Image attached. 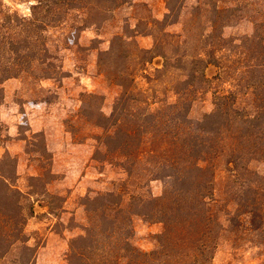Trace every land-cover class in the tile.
<instances>
[{"label": "trees", "instance_id": "trees-1", "mask_svg": "<svg viewBox=\"0 0 264 264\" xmlns=\"http://www.w3.org/2000/svg\"><path fill=\"white\" fill-rule=\"evenodd\" d=\"M18 1L29 3V14L0 0V106L1 86L8 79L62 78L59 49L49 43L54 31L63 34L64 43L75 37L77 43L87 27L101 25L132 0ZM187 1L166 0L164 20L146 23L152 48L140 47L138 34L117 33L100 53L116 55L123 65L113 79L119 88L113 111L94 123L101 129L94 138L99 158L115 159L126 177L117 191L84 199L86 224L69 242L70 264H214L224 241L235 251L255 248L258 264H264V175L251 168L264 161V0H194L183 32H168V25L180 22ZM241 21L250 22L253 31L224 35ZM194 22L204 23V31L195 32ZM155 58L162 66L153 77L147 66ZM209 65L218 68L215 108L194 119L193 107L211 83ZM139 72L161 87V95L151 98L148 89L138 87ZM4 159L0 264L18 244L31 251L25 227L33 214L27 196L2 166L9 165ZM221 161L228 180L224 195L216 187ZM156 179L168 180L160 196L149 188ZM135 216L163 225L154 250L133 244Z\"/></svg>", "mask_w": 264, "mask_h": 264}, {"label": "rangeland", "instance_id": "rangeland-1", "mask_svg": "<svg viewBox=\"0 0 264 264\" xmlns=\"http://www.w3.org/2000/svg\"><path fill=\"white\" fill-rule=\"evenodd\" d=\"M3 1L20 13L30 12L27 2ZM185 5L180 22L168 25V32H183L184 22L193 15L195 1L188 0ZM167 13L166 0H132L109 14L106 22L87 27L77 43L76 37L64 43L59 40L63 34L54 31L49 43L59 49L57 63L62 66V78L33 80L23 75L2 84L0 162L8 157L9 165L2 163V166L27 196L33 214L25 227L26 245L31 251L18 244L1 264H70L69 242L83 233L86 224L84 199L97 192L117 191L126 177L115 159L105 162L99 158L94 138L101 133L94 123L101 121V114L110 116L113 111L119 93L113 79L123 65L116 55L101 57L100 53L109 49L117 33L138 34L135 37L138 45L152 48L153 38L146 34L151 28L146 23L151 18L163 21ZM194 26L195 32L204 31V23L194 22ZM252 31L250 22L241 21L226 28L224 35L240 36ZM129 65L132 68L131 61ZM161 66L162 59L155 58L147 66V73L153 76ZM217 71L215 65L206 69L211 83L193 107L194 119L215 108L214 91L220 87L213 79ZM144 75L145 72H139L138 87L148 89L151 98L154 93L161 95V87L147 83ZM89 94L95 97H88ZM218 167L216 187L224 195L228 184L224 162ZM251 168L264 175V161L253 162ZM167 185L168 180L156 179L149 188L154 196H160ZM133 225V244L143 251L154 250L163 225L141 216L134 217ZM256 252L246 245L235 251L224 241L217 249L214 264H258Z\"/></svg>", "mask_w": 264, "mask_h": 264}]
</instances>
